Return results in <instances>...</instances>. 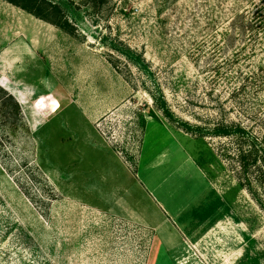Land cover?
Instances as JSON below:
<instances>
[{
    "label": "rangeland",
    "instance_id": "obj_1",
    "mask_svg": "<svg viewBox=\"0 0 264 264\" xmlns=\"http://www.w3.org/2000/svg\"><path fill=\"white\" fill-rule=\"evenodd\" d=\"M50 1L71 35L0 0V86L32 135L0 164V264H264V182L239 163L264 159V0ZM147 121L175 140L148 182Z\"/></svg>",
    "mask_w": 264,
    "mask_h": 264
},
{
    "label": "trees",
    "instance_id": "obj_2",
    "mask_svg": "<svg viewBox=\"0 0 264 264\" xmlns=\"http://www.w3.org/2000/svg\"><path fill=\"white\" fill-rule=\"evenodd\" d=\"M9 4H12L27 13L33 15L34 17L43 20L47 23H50L61 30L67 32L68 34H72L70 30H68V21L66 18L60 17L61 11L59 6L56 3H52L50 0H3ZM61 18V20H60ZM131 53H134L130 49H128ZM109 62L112 64V66L117 70V67L115 65V62L111 60V57L109 59ZM148 94L150 95L152 99L153 108L160 111L164 118L172 120L173 114L169 110V108L166 105V102L161 94H153L150 89L148 88ZM148 115L154 120H158L157 116L155 115V112L153 109L148 108ZM186 130H189V128H185ZM185 131V130H184ZM188 133V131H186ZM230 132L222 133L221 135H229ZM24 134H27L28 136H32L30 129L28 128L19 102L15 99V97L10 94L7 90H5L3 87L0 86V164L1 166H6L4 168L7 171V167H21V160L20 162H17L16 160H12V158L9 156L11 154L10 149L11 147L15 149V145L17 144L16 138L17 136L23 137ZM255 150H249L248 152H241L240 154V167L243 170V173H248L250 171L251 167H257L258 172L263 178L264 182V159L259 160V166H256L258 160L255 158ZM15 153V150L13 152ZM253 155V156H252ZM253 157L252 162H248L249 158ZM24 165V164H23ZM26 166V165H25ZM24 166V167H25ZM27 168V166H26ZM36 169V167H35ZM30 174L31 177L32 171ZM35 173V172H34ZM242 186V184H240ZM248 191H251L250 186L248 185ZM257 203L261 207V203L257 201Z\"/></svg>",
    "mask_w": 264,
    "mask_h": 264
},
{
    "label": "crops",
    "instance_id": "obj_3",
    "mask_svg": "<svg viewBox=\"0 0 264 264\" xmlns=\"http://www.w3.org/2000/svg\"><path fill=\"white\" fill-rule=\"evenodd\" d=\"M148 126L153 130L152 133L156 130V128H160L161 131L157 135V138H152L151 141L148 142ZM154 126V128H153ZM162 133H166V137L170 138V140H165L164 138L161 137ZM150 134V135H151ZM173 135L174 133L170 131L164 124H161L159 122L153 121V122H146V126L144 129V135H143V141L141 145V154H140V163H139V168L142 169V171H145L144 178L148 182V167L157 160L156 165H162L163 163L166 162L167 158L171 155L172 150L168 151V147L170 144V141L173 140ZM184 137V136H182ZM156 142L155 146H152L153 143ZM180 150V149H179ZM191 153L186 154V157L184 159V168L185 169H194L198 171L199 177L198 180L200 182V187L201 191L204 189V184L206 183V179L196 162L194 161L193 157H191ZM182 166V165H180ZM181 168V167H180ZM182 210V209H180ZM179 210V211H180ZM164 213H166V210L164 209ZM178 213V212H177ZM179 214V213H178Z\"/></svg>",
    "mask_w": 264,
    "mask_h": 264
}]
</instances>
